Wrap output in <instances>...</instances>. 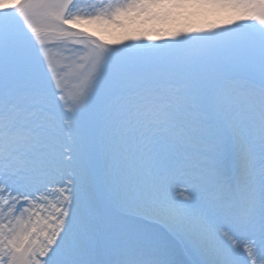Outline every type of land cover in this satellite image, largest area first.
<instances>
[{"label":"snow or ice","instance_id":"6c2138e0","mask_svg":"<svg viewBox=\"0 0 264 264\" xmlns=\"http://www.w3.org/2000/svg\"><path fill=\"white\" fill-rule=\"evenodd\" d=\"M209 8L242 22L79 30ZM170 238L264 264V0H0V264H186Z\"/></svg>","mask_w":264,"mask_h":264},{"label":"rangeland","instance_id":"374dc122","mask_svg":"<svg viewBox=\"0 0 264 264\" xmlns=\"http://www.w3.org/2000/svg\"><path fill=\"white\" fill-rule=\"evenodd\" d=\"M242 17L230 9H193L169 20H146L143 16L124 20L123 26L110 24L100 26L97 24H82L81 31H87L96 38L102 37L105 42L119 46L132 39L146 40L152 37L157 42H172V36L177 31L195 32L199 29L226 30L237 27ZM112 29L114 34L106 35L105 30ZM240 79L237 76L236 81ZM259 74L257 73V80ZM186 176V174H185ZM189 176H187L188 178ZM121 222L128 227L141 228L149 231H159L156 225L149 222L121 217Z\"/></svg>","mask_w":264,"mask_h":264},{"label":"bare ground","instance_id":"6f19581e","mask_svg":"<svg viewBox=\"0 0 264 264\" xmlns=\"http://www.w3.org/2000/svg\"><path fill=\"white\" fill-rule=\"evenodd\" d=\"M106 35H110V34H114V31L112 29H108V30H105L104 31ZM186 174V176H185ZM187 176H189L187 178ZM190 179H194V176L192 173L186 171V170H177L173 176V189L176 190H183L187 184H188V181ZM174 194L179 197V191H174ZM169 242L176 248L178 249L181 253H182V259L184 261H186V264H194V262L196 261L197 257L191 253L190 251H185V245L175 239V238H170L169 239Z\"/></svg>","mask_w":264,"mask_h":264}]
</instances>
